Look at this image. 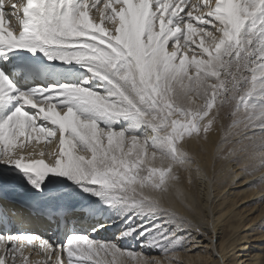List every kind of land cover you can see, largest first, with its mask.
Wrapping results in <instances>:
<instances>
[{
	"label": "snow or ice",
	"instance_id": "snow-or-ice-1",
	"mask_svg": "<svg viewBox=\"0 0 264 264\" xmlns=\"http://www.w3.org/2000/svg\"><path fill=\"white\" fill-rule=\"evenodd\" d=\"M7 6L12 11L0 0V199L22 189L37 215L107 214L120 229L114 239H95L106 226L96 220L91 233L50 241L13 231L19 214L0 204V264H28L26 246L44 264H164L121 248L128 239L182 264L178 250L199 243L193 232L211 236L220 256L214 220L165 202L175 191L196 216L195 191L188 204L180 173L193 188L215 178L183 142L207 141L214 126L216 159L264 168V0ZM57 136L50 149L32 144L52 145ZM80 196L90 202L86 210L77 208Z\"/></svg>",
	"mask_w": 264,
	"mask_h": 264
},
{
	"label": "bare ground",
	"instance_id": "bare-ground-1",
	"mask_svg": "<svg viewBox=\"0 0 264 264\" xmlns=\"http://www.w3.org/2000/svg\"><path fill=\"white\" fill-rule=\"evenodd\" d=\"M16 2L19 3L20 0H16ZM6 10L9 12L12 11L8 6ZM10 24L19 26L18 21L15 19H12ZM220 137L221 132L213 128L208 134L207 141L203 139L197 140L195 137H192L183 142L185 150L200 164L204 173L210 178H215V183L211 185L208 180H200L199 184L202 187L200 191V188L197 189L198 183H196L195 188L188 184L187 173H180L181 180L178 186L185 194V199L188 204L193 203L191 193L195 191L196 202L199 205L196 216L193 217L180 203L175 191L169 193L165 206L174 207L181 214L188 215L190 218L214 220L215 248L220 253V256L224 258V264H264V205L257 206L248 203L252 202V197L253 200L257 197L255 195L264 194V179H261V177H264V168L256 171L252 169L244 171L243 163H235L232 166L233 175L229 178L228 183H225L223 175L224 167L230 166L231 162L226 161V165H224L215 161L214 153L216 143ZM57 142L58 136L53 139L52 145H47L44 141H41L37 145L35 140L32 144L37 148L45 147L50 149L56 146ZM247 172L254 176L251 180L256 181L260 188V191L249 193L252 197H248L249 195L247 196L246 192L241 194L240 191L235 192L231 190L232 185L234 186L233 188H241L248 185ZM241 173L245 174L244 179L241 178ZM209 187L212 189L211 192H209ZM16 193L24 198V202L29 199V195L24 193L22 189L16 191ZM198 193L204 197L202 201L197 197ZM241 195L246 196L243 197ZM210 196L214 197L211 205L209 204ZM75 199L80 201L78 205L79 209L86 210L88 208L90 202L85 197L80 196ZM217 199L220 200L218 201ZM209 205L210 215H206ZM9 206V208L19 214L15 220V228L13 231L19 230L36 233L50 241L55 239L63 241L73 231L91 233V228L96 220H99L106 226L99 232L92 234L95 239H114L120 229L119 223L112 224L106 221L107 214H104L103 217L98 215L93 221L90 220L84 223V221L81 222L80 220L86 215V211L65 219L63 216L48 217L44 215L41 217L40 215L37 217V214L32 215L28 212L27 207L15 202H10ZM100 207L103 208V205H100ZM254 209L255 211L253 212ZM180 234L184 235L183 232ZM193 235L199 243L195 246L188 244L186 246L187 250H178L179 259L182 261V264H209V261H211V264H219L220 256H217L216 252L213 251L211 236H200L195 232H193ZM133 244H136L134 249L132 248ZM119 245L121 248H129L130 250L143 252L145 256L156 257L161 259L164 264H168L159 250L154 248H141L139 242L133 239L121 240ZM30 247L26 246L23 249L24 254L29 257L28 264H44L45 257L43 255L37 256L35 251L30 250ZM106 259H111V257Z\"/></svg>",
	"mask_w": 264,
	"mask_h": 264
},
{
	"label": "rangeland",
	"instance_id": "rangeland-1",
	"mask_svg": "<svg viewBox=\"0 0 264 264\" xmlns=\"http://www.w3.org/2000/svg\"><path fill=\"white\" fill-rule=\"evenodd\" d=\"M228 121L227 120H225V123H227ZM214 128H215V126H214ZM186 139H190V138H186ZM215 161H218V163H221V164H224V165H226V161L225 160H223V159H216ZM235 163H233V162H231V165L230 166H227V167H224V172H223V175H224V180H225V183H228V181L230 180L229 178L233 175V170H232V166L234 165ZM244 173H241V178L242 179H244L243 177H244ZM247 175H248V185L247 186H245V187H241V188H233L234 186L232 185V191H235V192H238V191H240V193L241 194H243V193H245L246 192V194H247V196L249 195V193H252V192H257V191H260V188H259V185L256 183V181H254V180H251L252 178H254V176H252L249 172H247ZM197 183H198V186H197V189L198 188H200V191H201V189H202V187L200 186V182L199 181H197ZM198 192H199V190H198ZM241 196H243V197H245L246 195H241ZM255 196H257L254 200H253V197L252 196H248V197H252L251 198V201L252 202H248V203H250V204H253V205H260V206H262V205H264V194H262V195H255ZM197 197H199V199L202 201L203 200V198L204 197H202V195L201 194H197ZM211 201L209 202V204L211 205L213 202H212V200L214 199V197L213 196H211ZM218 200V199H217ZM220 200V199H219ZM218 200V201H219ZM79 205V204H78ZM77 205V208L79 209V206ZM246 205H248L247 203H246ZM82 207H85L84 205H81ZM255 211V209L253 210V212ZM57 230H59V229H57ZM118 235V234H117Z\"/></svg>",
	"mask_w": 264,
	"mask_h": 264
}]
</instances>
